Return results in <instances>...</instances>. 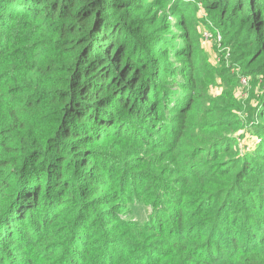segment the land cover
I'll use <instances>...</instances> for the list:
<instances>
[{
  "label": "trees",
  "instance_id": "16d2710c",
  "mask_svg": "<svg viewBox=\"0 0 264 264\" xmlns=\"http://www.w3.org/2000/svg\"><path fill=\"white\" fill-rule=\"evenodd\" d=\"M0 264H264V0H0Z\"/></svg>",
  "mask_w": 264,
  "mask_h": 264
},
{
  "label": "rangeland",
  "instance_id": "374dc122",
  "mask_svg": "<svg viewBox=\"0 0 264 264\" xmlns=\"http://www.w3.org/2000/svg\"><path fill=\"white\" fill-rule=\"evenodd\" d=\"M194 20V28L196 33L198 34V45L204 52V55L207 59V62L215 67H223L226 66L229 68L230 76L233 74L238 81L236 85L231 89L232 95L234 99L239 101L240 103L248 102L250 94L257 91L262 82L263 76H249L243 75L240 71L241 68L235 64H232L230 60V48L224 47L222 45V34L219 29L214 27L208 20L206 19L205 11L203 10V5L200 3L196 4V15ZM208 32L210 34L209 38H204V33ZM222 63V64H221ZM241 80L246 81V86L241 84ZM224 87L222 86L219 78L216 79V83L213 86L208 88V95L216 98L220 97L224 91ZM257 93V92H256ZM240 118H243L242 115L246 118L247 113L245 112V108L238 112ZM236 143L238 150H240L241 154H246L252 151V148L256 145L253 142V139H250V134L245 133L242 136L236 137ZM133 213H135V218L137 220H146L148 217L150 210L146 207H135L133 208Z\"/></svg>",
  "mask_w": 264,
  "mask_h": 264
},
{
  "label": "built area",
  "instance_id": "2783aa9c",
  "mask_svg": "<svg viewBox=\"0 0 264 264\" xmlns=\"http://www.w3.org/2000/svg\"><path fill=\"white\" fill-rule=\"evenodd\" d=\"M210 37V34L208 33V32H206V33H204V38H209ZM241 84L243 85V86H246V81L245 80H241Z\"/></svg>",
  "mask_w": 264,
  "mask_h": 264
}]
</instances>
